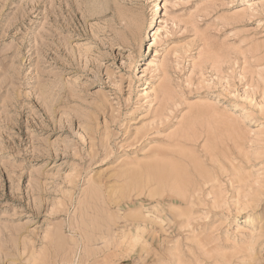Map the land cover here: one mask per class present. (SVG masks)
<instances>
[{
  "label": "rangeland",
  "instance_id": "rangeland-1",
  "mask_svg": "<svg viewBox=\"0 0 264 264\" xmlns=\"http://www.w3.org/2000/svg\"><path fill=\"white\" fill-rule=\"evenodd\" d=\"M0 264H264V0H0Z\"/></svg>",
  "mask_w": 264,
  "mask_h": 264
}]
</instances>
